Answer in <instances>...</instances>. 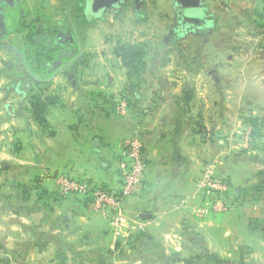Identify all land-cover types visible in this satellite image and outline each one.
<instances>
[{"label":"crops","instance_id":"obj_1","mask_svg":"<svg viewBox=\"0 0 264 264\" xmlns=\"http://www.w3.org/2000/svg\"><path fill=\"white\" fill-rule=\"evenodd\" d=\"M18 5L24 9L0 0V18L11 21L14 7L20 19ZM87 36L80 32V45ZM6 48L0 45V264H264V124L254 148L231 140L214 121L215 96L190 87L199 81L190 67L175 87L165 63L146 61L131 74L118 55L107 64L50 62V76L40 78L15 58L19 50L8 59ZM124 95L127 115L117 107ZM36 96L49 101L43 122L31 113ZM263 110L249 111L264 122ZM135 136L145 144L146 174L124 202L122 236L83 196H62L54 178L119 191L123 145ZM210 163L240 203L232 213L198 218L178 201Z\"/></svg>","mask_w":264,"mask_h":264},{"label":"rangeland","instance_id":"obj_2","mask_svg":"<svg viewBox=\"0 0 264 264\" xmlns=\"http://www.w3.org/2000/svg\"><path fill=\"white\" fill-rule=\"evenodd\" d=\"M18 1L24 4V9L18 5L20 19L13 21V31L0 30V45L10 46L4 49L8 59L14 58L15 49L19 50L15 58L30 64L40 78H47L52 71L40 66L45 61L56 65L75 60L107 64L118 60L115 49L120 44L142 45L146 61L166 64L174 87L181 70L187 74L192 69L199 81L190 87L215 96L214 121L225 124L224 131L231 132V140L238 142L237 132L250 125L245 118H250V111L264 109V27L259 25L264 22L260 16L264 0H206L207 27L186 32L180 27L174 0H140L138 8L128 1L119 14L111 9L91 24L72 11L77 32H88L83 42L86 46L77 50L56 44L55 53L45 51L53 47L54 32L74 39L66 29L68 0ZM216 168L215 164L214 174L222 178ZM232 199L237 205L216 216L234 212L240 201L233 193Z\"/></svg>","mask_w":264,"mask_h":264},{"label":"built area","instance_id":"obj_3","mask_svg":"<svg viewBox=\"0 0 264 264\" xmlns=\"http://www.w3.org/2000/svg\"><path fill=\"white\" fill-rule=\"evenodd\" d=\"M117 104L120 113L127 115L128 100L120 97ZM252 130L249 125L237 132L246 149L252 147ZM118 166L122 180L119 191H112L89 180L67 174H58L54 182L64 197L77 194L91 198L90 209L104 217L116 234L125 236L124 226L127 218L124 202L138 191L146 174V151L141 138L135 136L126 140ZM214 166L215 163L205 166L195 182L194 190L179 199V208L198 218H210L218 213L228 212L237 205L232 199L231 184L214 174ZM148 223L149 221L139 224L137 228L144 229Z\"/></svg>","mask_w":264,"mask_h":264},{"label":"trees","instance_id":"obj_4","mask_svg":"<svg viewBox=\"0 0 264 264\" xmlns=\"http://www.w3.org/2000/svg\"><path fill=\"white\" fill-rule=\"evenodd\" d=\"M82 3H84V0H82ZM9 8L12 12L10 14L7 13V14H9L7 18L11 19V21H4V19L0 18V27L2 29H5V30H8L11 32V31H13L12 30L13 21H17V15L18 14H16V9L14 7H9ZM260 16L264 17V9L261 12ZM81 18L87 24L92 23V21L87 20L85 18V16H82ZM259 25L264 27V22L260 23ZM40 36L44 37V35H42V34H40ZM48 43H50V42H48ZM56 44L60 45L57 43L56 40H54V38H52L50 45H53V47L46 49L45 51L49 52V53H55L57 51V48H56L57 45ZM115 53L120 57V59L122 60V62L125 65V67L128 69V71H130L131 74L140 73L144 69L146 60H145V51L143 50L142 45H130L127 43L120 44L115 49ZM44 63L40 64V66L41 65L44 66L50 62L45 61ZM28 68H29L30 72H32L34 74H35V72L37 73V71L35 69H33L30 64H28ZM122 97H124L128 100V109H129V105H130L129 102L130 101H129L128 96L124 95ZM48 102L49 101H47L46 99H42L40 96H36L32 100V102H31V113L37 121H39V122L44 121V113L46 111V107H47ZM117 107H118V104H117ZM246 121L253 128L252 138L254 141L252 142V147L254 148L259 143L258 139L260 136V130H261V127L263 126L264 122L261 118H258L256 116H254V117L250 116V118H246ZM83 198H84L85 202H87L89 205L91 198L84 197V196H83Z\"/></svg>","mask_w":264,"mask_h":264},{"label":"flooded vegetation","instance_id":"obj_5","mask_svg":"<svg viewBox=\"0 0 264 264\" xmlns=\"http://www.w3.org/2000/svg\"><path fill=\"white\" fill-rule=\"evenodd\" d=\"M128 1H130L133 4H135V6L137 8L140 6V4H139L140 0H138V1L128 0ZM175 2H176V0H174V6H175ZM205 6L207 7V10H208L207 1L205 2ZM83 7H84V3H82V0H68V8H67V15H68V19L67 20L68 21H67L66 29L71 31V34H73L74 39L73 38L71 39L70 35H66V36L59 35V36H57L56 32H54L55 37H53V38H54V40L57 41L58 44L70 47L71 49L75 48V49L79 50V47L81 46L80 45V39H79L80 31L77 32V29H76L75 22H74V19L72 17V14H71L72 12L71 11H74L81 18L82 16H85V12H84ZM207 10H206V13H205V17H206V21L208 22V16H207L208 12H207ZM5 11H7V9H5ZM122 11H123V8H122V10H119L116 13L119 14ZM177 12H178V15H179L180 27H182V30L184 32L198 30V29H203V28L207 27V22L206 21H205L206 22L205 24L201 23L202 19H201L200 16L193 15L189 11H182V9L179 8V7H177ZM183 31H181V32L184 33Z\"/></svg>","mask_w":264,"mask_h":264},{"label":"water","instance_id":"obj_6","mask_svg":"<svg viewBox=\"0 0 264 264\" xmlns=\"http://www.w3.org/2000/svg\"><path fill=\"white\" fill-rule=\"evenodd\" d=\"M127 1L128 0H85L83 7L85 18L89 21L102 18L104 14L111 9L118 12L119 10H122ZM205 2V0H176L175 6L181 8L182 11H189L193 15L200 16L202 19L201 23L205 24L207 22L205 17L207 10ZM68 32H70V30Z\"/></svg>","mask_w":264,"mask_h":264}]
</instances>
